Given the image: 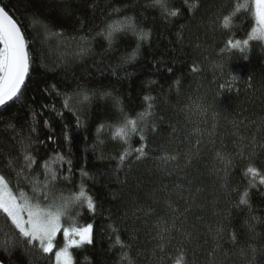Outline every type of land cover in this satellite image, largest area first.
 <instances>
[{
  "label": "trees",
  "instance_id": "16d2710c",
  "mask_svg": "<svg viewBox=\"0 0 264 264\" xmlns=\"http://www.w3.org/2000/svg\"><path fill=\"white\" fill-rule=\"evenodd\" d=\"M197 2L189 11L183 0H168L180 10L173 18L152 0H0L21 22L31 57L23 95L0 109V171L15 182L8 161L21 167L19 141L30 135L36 141L29 149L37 160L33 172L43 179L47 160L68 175L57 180L54 194L77 191L83 182L96 212L79 209L80 221L93 223L94 233L92 245L73 249L76 264H127L124 252L135 264H174L181 250L182 264H264V186L250 191L252 213L237 206L247 186L243 169L251 160L264 170V43L252 41L244 52L227 48L229 38H247L254 19L241 10L225 30L222 18L237 0H188ZM114 7L121 12L110 15ZM126 14L151 31L127 64L122 58L135 50L134 36L119 35L109 47L96 35L106 21ZM82 45L91 49L85 55L78 54ZM65 95L74 111L63 108ZM146 95L153 99L145 102ZM147 103L153 106L148 154L141 160L133 154L118 168L123 145L111 139L110 129H97L115 123L120 107L134 116ZM138 143L134 137L133 146ZM57 153L71 158L70 174ZM165 153L177 159L164 163ZM218 153L232 159L227 171ZM21 186L29 190L23 180ZM10 227L0 215V228ZM117 235L128 247L115 243ZM0 261L49 264L39 251L25 254L20 247L0 249Z\"/></svg>",
  "mask_w": 264,
  "mask_h": 264
},
{
  "label": "snow or ice",
  "instance_id": "6c2138e0",
  "mask_svg": "<svg viewBox=\"0 0 264 264\" xmlns=\"http://www.w3.org/2000/svg\"><path fill=\"white\" fill-rule=\"evenodd\" d=\"M189 11L197 8L198 2L189 4L188 0H183ZM152 5L158 7L161 13L166 17H177L180 15L178 8H170L168 0H152ZM244 10L248 12L255 21V26L251 27V31L245 39L229 38L226 42V47L229 49H238L244 52L249 47L250 42L264 43V0H243L234 5V9L223 16L222 27L225 30L230 29L233 24L234 17ZM121 8L114 7L111 13H120ZM39 21H34L38 23ZM47 31V25L44 24ZM131 34L137 40L136 48L131 55L123 57L125 64L131 63L136 59L141 42H147L151 37V31L138 27L135 23V17L124 15L123 17H115L105 22V26L96 33L107 41L111 47L114 40L119 35ZM51 35H58L51 33ZM85 44L87 39L82 37ZM90 47L81 46L79 55H85L90 51ZM223 50V49H222ZM31 68V57L29 51V40L26 38L25 30L22 27L14 14L7 10L6 6L0 4V109H5L10 102H15L23 95L22 89L26 86ZM170 71V69H169ZM192 71H198L196 66L192 67ZM233 79H236L233 76ZM179 85V81H176ZM55 90V85L52 86ZM223 88V85H221ZM57 95L60 93L57 91ZM76 96H82L84 101L89 99L87 92H79ZM102 95L111 96V93H103ZM70 96L65 95L62 104L63 108L74 111L70 105ZM151 96H145V102L151 101ZM116 105H120L118 98H113ZM152 104L147 103L146 107L131 116L122 107L118 109L119 118L115 123L107 125L100 124L97 132L110 129L111 139L119 141L123 147L118 156L117 167L125 166L126 161L135 154V160L143 159L148 153L146 151L147 136L146 132L149 128V118L153 115ZM53 110H55L53 106ZM35 119V113L33 114ZM77 125L80 126L81 121L79 116L76 117ZM11 127V125H9ZM152 129H155V124H151ZM32 131L36 129L33 127ZM134 137L139 138L138 146H133L132 140ZM66 139L70 142L71 137ZM99 139V136H98ZM103 143V141H100ZM21 145L22 165L17 169L10 158L8 167L15 173V182L13 178L0 171V215L5 222H10V230L5 232L0 228V249L5 252L15 250L17 247L23 249L25 254L31 253L33 250L39 251L48 258L49 264H76L73 249H82L85 245L93 244L94 224L91 222H82L79 217L81 212L79 209L86 208L89 213L96 212V203L94 196L86 190V186L81 182L78 185V190L70 193L58 194L53 193V188L58 179H68V175L58 172L50 166L45 160L42 163L43 179L40 174L33 172V166L36 165V157L29 151L36 141L32 140L29 135L19 141ZM218 159L223 163L225 171L232 166V159L217 154ZM115 158V157H114ZM56 161L67 165V173L72 172L71 158H65L64 155L57 153ZM164 163L170 160H176L175 154L169 155L165 153L161 157ZM87 176V172L81 173ZM243 175L247 179V186L242 193L239 194L238 207L243 206L249 213L253 212L250 202L251 189L264 186V170L257 167L254 162H250L243 169ZM21 180L25 182L28 191H25L21 186ZM76 209L77 211H73ZM251 220L259 222L258 218L253 214ZM250 231L254 232L255 223L249 224ZM58 236L62 237L61 246L57 245ZM163 238V237H162ZM230 239L233 243L236 242V234L232 232ZM115 243L122 249L128 247L117 235ZM163 251V246H161ZM253 259L255 258L256 249L252 248ZM245 254V250L241 249V255ZM87 259V257H85ZM122 259L127 261V264H135L133 258L124 252ZM185 261V253L180 251V259L174 261V264H182Z\"/></svg>",
  "mask_w": 264,
  "mask_h": 264
},
{
  "label": "rangeland",
  "instance_id": "374dc122",
  "mask_svg": "<svg viewBox=\"0 0 264 264\" xmlns=\"http://www.w3.org/2000/svg\"><path fill=\"white\" fill-rule=\"evenodd\" d=\"M61 243H62V237L61 236H58V238H57V245H58V247L61 246Z\"/></svg>",
  "mask_w": 264,
  "mask_h": 264
},
{
  "label": "water",
  "instance_id": "95a60500",
  "mask_svg": "<svg viewBox=\"0 0 264 264\" xmlns=\"http://www.w3.org/2000/svg\"><path fill=\"white\" fill-rule=\"evenodd\" d=\"M0 264H4L2 261H0Z\"/></svg>",
  "mask_w": 264,
  "mask_h": 264
}]
</instances>
